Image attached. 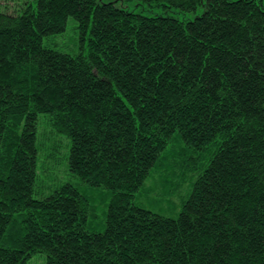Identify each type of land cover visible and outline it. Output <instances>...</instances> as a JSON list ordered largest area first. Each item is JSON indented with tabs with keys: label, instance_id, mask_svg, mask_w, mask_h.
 <instances>
[{
	"label": "trees",
	"instance_id": "1",
	"mask_svg": "<svg viewBox=\"0 0 264 264\" xmlns=\"http://www.w3.org/2000/svg\"><path fill=\"white\" fill-rule=\"evenodd\" d=\"M132 1L203 12L0 0V264H264V0ZM69 18L88 54L44 43ZM41 114L107 210L40 181ZM153 174L184 193L177 217L135 202Z\"/></svg>",
	"mask_w": 264,
	"mask_h": 264
},
{
	"label": "rangeland",
	"instance_id": "2",
	"mask_svg": "<svg viewBox=\"0 0 264 264\" xmlns=\"http://www.w3.org/2000/svg\"><path fill=\"white\" fill-rule=\"evenodd\" d=\"M35 0H4L6 7L13 9L19 5ZM102 2H116L118 7H124L129 11L141 12L146 16H157V15H169L179 20L190 21L194 20L197 16L202 14L203 8H199L197 12H184L178 8H144L136 1L132 0H101ZM23 6V5H22ZM45 44H50L54 48L66 52L69 54H88V46L86 41L81 40V35L75 27V23L72 18H69L66 29L64 32L49 37L44 40ZM45 114L40 115V144L45 143V150H41L39 154V179L40 181L46 182L47 184H60L62 182H72L80 190L89 195H95V203L100 208L103 206L105 210L108 209L110 202V196L108 190L105 188H88L81 184L77 178L71 176L68 171V161L66 156L68 155L69 148L66 146L67 139L62 138L61 143L57 150L53 151L51 144L52 135L43 134L48 128L47 119ZM50 129V128H48ZM52 147V148H51ZM88 190V192H86ZM184 193L182 190L177 194H167L165 189L162 188L161 179L157 174H153L145 182V187L137 193L135 202L141 204L144 207L150 209L153 212L159 213L167 217H177L182 206V196ZM97 217L90 222V227H94L98 230L104 228V211L102 209L97 210ZM42 260V261H41ZM32 262V263H31ZM45 264V257L43 254L34 255L28 264Z\"/></svg>",
	"mask_w": 264,
	"mask_h": 264
}]
</instances>
